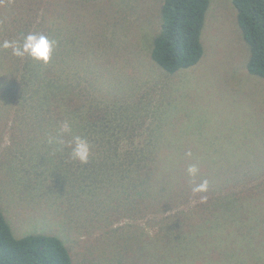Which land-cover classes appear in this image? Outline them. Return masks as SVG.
I'll use <instances>...</instances> for the list:
<instances>
[{
	"label": "rangeland",
	"instance_id": "obj_1",
	"mask_svg": "<svg viewBox=\"0 0 264 264\" xmlns=\"http://www.w3.org/2000/svg\"><path fill=\"white\" fill-rule=\"evenodd\" d=\"M162 1L0 0V43L58 42L48 64L0 49V212L71 264H264V81L231 0H209L200 61L165 73L150 57ZM102 112L128 137L113 131L114 151L88 141L81 164L48 144L65 120L86 139Z\"/></svg>",
	"mask_w": 264,
	"mask_h": 264
},
{
	"label": "trees",
	"instance_id": "obj_2",
	"mask_svg": "<svg viewBox=\"0 0 264 264\" xmlns=\"http://www.w3.org/2000/svg\"><path fill=\"white\" fill-rule=\"evenodd\" d=\"M162 2L159 33L152 41L150 57L165 73L173 75L180 70L195 66L203 55L200 35L209 0H163ZM231 2L237 13L236 21L242 38L249 46L250 55L246 69L249 74L264 81V0H231ZM102 113L104 115H99L97 121L89 126L86 139L93 142L101 140L99 144L108 143L107 146L112 147L114 151L116 148L115 145L111 146L110 137L114 135L113 131L124 133L121 131L123 121L118 115ZM133 133L138 136L140 147L145 143L148 144L152 135L156 139L159 138L156 131L148 134L138 131ZM123 135L125 139L128 138L125 133ZM124 138L113 142L119 145L118 142ZM128 149L121 155L137 152L130 144ZM0 264H71V260L66 247L54 236L28 235L19 239L14 238L0 212Z\"/></svg>",
	"mask_w": 264,
	"mask_h": 264
},
{
	"label": "clouds",
	"instance_id": "obj_3",
	"mask_svg": "<svg viewBox=\"0 0 264 264\" xmlns=\"http://www.w3.org/2000/svg\"><path fill=\"white\" fill-rule=\"evenodd\" d=\"M55 39H50L47 35L39 32H29L21 34L18 39L4 40L0 43V49L11 50V54L17 58H31L32 60L48 64L51 61L54 48L57 46ZM71 137L65 142L64 137ZM48 144L54 145L57 151L70 149L69 157L71 160L81 164H87L91 156V145L87 139L79 135H73L72 123L68 120L63 121L55 135L48 137ZM190 155V153H189ZM198 167L195 164L187 168L190 177L198 174ZM208 188V181L204 180L196 185L192 190L194 193L205 192Z\"/></svg>",
	"mask_w": 264,
	"mask_h": 264
}]
</instances>
